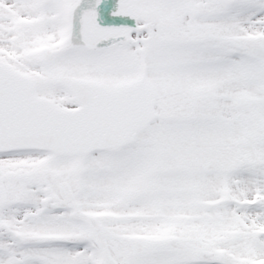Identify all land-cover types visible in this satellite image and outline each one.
I'll use <instances>...</instances> for the list:
<instances>
[{
	"label": "snow or ice",
	"instance_id": "1",
	"mask_svg": "<svg viewBox=\"0 0 264 264\" xmlns=\"http://www.w3.org/2000/svg\"><path fill=\"white\" fill-rule=\"evenodd\" d=\"M0 264H264V0H0Z\"/></svg>",
	"mask_w": 264,
	"mask_h": 264
}]
</instances>
